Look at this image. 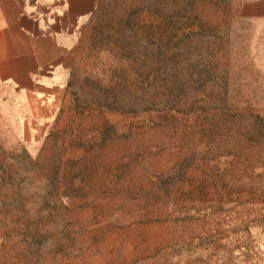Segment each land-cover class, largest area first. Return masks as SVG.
I'll use <instances>...</instances> for the list:
<instances>
[{"label": "rangeland", "instance_id": "rangeland-1", "mask_svg": "<svg viewBox=\"0 0 264 264\" xmlns=\"http://www.w3.org/2000/svg\"><path fill=\"white\" fill-rule=\"evenodd\" d=\"M251 2L98 0L58 85L0 83V264H264Z\"/></svg>", "mask_w": 264, "mask_h": 264}, {"label": "crops", "instance_id": "crops-1", "mask_svg": "<svg viewBox=\"0 0 264 264\" xmlns=\"http://www.w3.org/2000/svg\"><path fill=\"white\" fill-rule=\"evenodd\" d=\"M97 3L0 0V83L29 93L58 85L76 56L78 33ZM250 5L264 21V0Z\"/></svg>", "mask_w": 264, "mask_h": 264}]
</instances>
